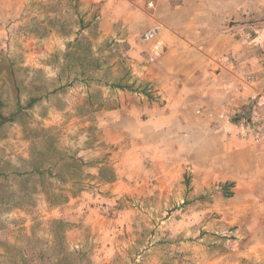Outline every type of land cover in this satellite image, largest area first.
Returning a JSON list of instances; mask_svg holds the SVG:
<instances>
[{"label":"rangeland","instance_id":"1","mask_svg":"<svg viewBox=\"0 0 264 264\" xmlns=\"http://www.w3.org/2000/svg\"><path fill=\"white\" fill-rule=\"evenodd\" d=\"M230 42L264 57V0H0V264H264V148L193 114Z\"/></svg>","mask_w":264,"mask_h":264},{"label":"built area","instance_id":"2","mask_svg":"<svg viewBox=\"0 0 264 264\" xmlns=\"http://www.w3.org/2000/svg\"><path fill=\"white\" fill-rule=\"evenodd\" d=\"M149 6L154 8V2H151ZM162 31L163 24L157 21L141 37L144 43L149 44V63L159 61L164 54L165 42L162 38ZM224 62L240 81L233 91L237 96L233 100L222 102L217 108L201 107L197 110V114L205 118L211 127L217 129L238 117H244L246 121L243 123L244 128L239 137L258 148H264V89L254 88L257 78L236 54L228 53ZM247 87L252 88L255 95L246 98L243 93ZM246 102L249 110L243 113L239 103L246 104Z\"/></svg>","mask_w":264,"mask_h":264},{"label":"crops","instance_id":"3","mask_svg":"<svg viewBox=\"0 0 264 264\" xmlns=\"http://www.w3.org/2000/svg\"><path fill=\"white\" fill-rule=\"evenodd\" d=\"M158 22H160L161 24H163L162 38H163V40L165 42V46H167V42L169 41V43H170V41L172 40V38L170 37L172 34H170V33H172L173 30L163 20H159ZM238 50H240V47L238 46V44H235L234 42H230L226 46L221 47L218 50H215L216 52H214L215 54H213V55L219 56V62H218V60L217 61L215 60L216 62L214 61L213 64H214V67H215L216 70L212 71V73L215 74V75H218L219 78L220 77L223 78L222 76H224V74L232 75V77H231L232 78V83L231 84L230 83H228V84L225 83L223 85V87H225V89L228 90V93H224L222 95L221 99L220 100H217L216 97L213 96V95H214V93H216V89H214V88H216V85L219 82V80L216 83V85H212V83L215 82L216 80H214L213 82H210L209 85L206 88L207 90H205L206 91L205 93H207L208 97H206L205 99L202 98L203 99L202 100L203 103L202 104H198L195 107L193 114H196V110L198 108H201V107L217 108V107L220 106V104L222 102L229 101V100H233L237 96L233 91L237 87V85L240 84V81L233 74H231V72H229L228 70L227 71L225 70L226 67H224V66L226 65V63L224 64V61H225V57L224 56L227 55L229 51L238 52ZM258 56H259L258 59L255 58L256 60H255L254 64H253V62H252L253 65L250 64L249 69L251 70L252 73L255 74V76L257 78V83L255 84V86L259 84L260 88H258V89H261L262 86H263V84H264V81H262V78L264 77V57H260V55H258ZM221 59L223 60V62H222ZM257 63H258V67H256V64ZM223 64H224V66H223ZM262 65H263V69H262ZM245 89L246 90L243 93V95L246 98H248L251 95H255V93H254V91H253L252 88H249V89L245 88ZM177 92L178 91H176V93ZM180 92L182 93V95H181V98H182L181 101H182V103L183 102H187L188 100H183L184 95H187V88H184V89L180 90ZM172 96H174V95L171 94L170 97L172 98ZM214 102H216V103L214 104ZM239 105H240V107L241 106H245L244 103H239ZM184 111H186V110H183L182 111V108H180V109H177L174 112V114H183ZM236 139L239 141V143L244 144L243 142H241V140H239L238 137ZM253 152H255L254 149L251 151V154H253ZM262 152H263L262 155H264V151H262ZM254 155H252V157L253 158H256V155L255 156ZM260 162L261 161L258 158L257 163H260Z\"/></svg>","mask_w":264,"mask_h":264},{"label":"trees","instance_id":"4","mask_svg":"<svg viewBox=\"0 0 264 264\" xmlns=\"http://www.w3.org/2000/svg\"><path fill=\"white\" fill-rule=\"evenodd\" d=\"M116 87H117V88H120V89L127 88V86H121V85H118V86H116ZM38 101H39V98H37V97H32V98L29 100V102L27 103V105H26L25 107H22V106L20 105L18 112H21V111H23V110H25V109H31L35 104L38 103ZM11 119H12V118H10V117H5V116H3V115L0 113V125L4 124V123H6V122L12 121ZM229 196H231V194H230ZM55 264H65V261H64V260H60V261L56 262Z\"/></svg>","mask_w":264,"mask_h":264}]
</instances>
